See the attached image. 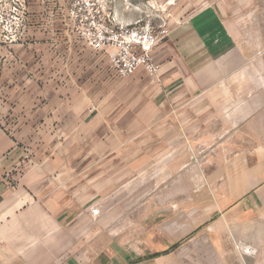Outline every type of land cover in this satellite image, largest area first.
<instances>
[{"label": "crops", "instance_id": "0c3cea01", "mask_svg": "<svg viewBox=\"0 0 264 264\" xmlns=\"http://www.w3.org/2000/svg\"><path fill=\"white\" fill-rule=\"evenodd\" d=\"M169 30L152 78L72 25L46 46L43 104L0 126V264H264V0Z\"/></svg>", "mask_w": 264, "mask_h": 264}, {"label": "rangeland", "instance_id": "374dc122", "mask_svg": "<svg viewBox=\"0 0 264 264\" xmlns=\"http://www.w3.org/2000/svg\"><path fill=\"white\" fill-rule=\"evenodd\" d=\"M106 1L111 11L124 23L139 21L168 28L210 2ZM71 2L72 0H0V126L6 124L8 127V124L13 123L25 126L32 115L28 108L33 104H43L45 93L42 95L41 92L44 91L42 85L45 84V48L50 43L65 41L61 27L71 25L68 18ZM128 211L131 217L137 218L135 210ZM116 212L120 214L121 210ZM104 228L103 224L78 227L83 239L77 243L84 245L87 241L86 233L101 232ZM68 233L73 235L72 232ZM70 244L74 243L71 241ZM67 248L74 247L67 245Z\"/></svg>", "mask_w": 264, "mask_h": 264}, {"label": "built area", "instance_id": "2783aa9c", "mask_svg": "<svg viewBox=\"0 0 264 264\" xmlns=\"http://www.w3.org/2000/svg\"><path fill=\"white\" fill-rule=\"evenodd\" d=\"M68 18L74 32L93 51L106 54L118 78L127 79L140 69L150 77L158 75L159 65L151 52L168 37V27L124 23L106 0H72Z\"/></svg>", "mask_w": 264, "mask_h": 264}]
</instances>
